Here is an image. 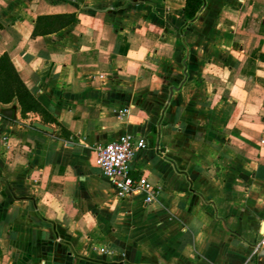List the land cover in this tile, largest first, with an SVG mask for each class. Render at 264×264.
<instances>
[{
	"label": "crops",
	"instance_id": "0c3cea01",
	"mask_svg": "<svg viewBox=\"0 0 264 264\" xmlns=\"http://www.w3.org/2000/svg\"><path fill=\"white\" fill-rule=\"evenodd\" d=\"M186 2L0 0V56L48 112L0 102V264H264V0ZM127 131L153 203L98 166Z\"/></svg>",
	"mask_w": 264,
	"mask_h": 264
},
{
	"label": "built area",
	"instance_id": "2783aa9c",
	"mask_svg": "<svg viewBox=\"0 0 264 264\" xmlns=\"http://www.w3.org/2000/svg\"><path fill=\"white\" fill-rule=\"evenodd\" d=\"M127 111V110H125ZM146 140L132 132H124L119 137L96 147L97 163L102 175L109 178L118 197L125 198L139 190L146 203L157 200L160 187L147 177H134L131 164L138 151L146 146ZM264 247V238L255 245V253Z\"/></svg>",
	"mask_w": 264,
	"mask_h": 264
},
{
	"label": "trees",
	"instance_id": "16d2710c",
	"mask_svg": "<svg viewBox=\"0 0 264 264\" xmlns=\"http://www.w3.org/2000/svg\"><path fill=\"white\" fill-rule=\"evenodd\" d=\"M203 5V0H187L184 13L187 20H191L198 14ZM75 13H60L41 15L35 22L33 35H45L56 32L69 24L77 22ZM264 61V53L260 54ZM17 99L23 114L27 112H38L48 114L46 108L30 91L21 78L10 55L5 52L0 56V102L10 103Z\"/></svg>",
	"mask_w": 264,
	"mask_h": 264
},
{
	"label": "water",
	"instance_id": "95a60500",
	"mask_svg": "<svg viewBox=\"0 0 264 264\" xmlns=\"http://www.w3.org/2000/svg\"><path fill=\"white\" fill-rule=\"evenodd\" d=\"M15 110H16L15 107H9V108L0 109V112L9 118H13L15 115ZM33 124L35 127H38L45 131L53 132V128L51 126L44 124L42 122L35 121Z\"/></svg>",
	"mask_w": 264,
	"mask_h": 264
}]
</instances>
